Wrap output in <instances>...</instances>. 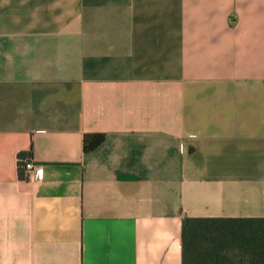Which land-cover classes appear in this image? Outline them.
Wrapping results in <instances>:
<instances>
[{"label":"crops","instance_id":"obj_1","mask_svg":"<svg viewBox=\"0 0 264 264\" xmlns=\"http://www.w3.org/2000/svg\"><path fill=\"white\" fill-rule=\"evenodd\" d=\"M184 219L247 264L264 0H0V264H182Z\"/></svg>","mask_w":264,"mask_h":264},{"label":"trees","instance_id":"obj_2","mask_svg":"<svg viewBox=\"0 0 264 264\" xmlns=\"http://www.w3.org/2000/svg\"><path fill=\"white\" fill-rule=\"evenodd\" d=\"M103 139V136H85L83 139L84 152L88 153L96 149ZM193 223L195 222L189 219H184L182 222V264H224L220 257L223 249L220 236L210 238L197 236L191 230ZM233 223L248 226L245 229V240L239 246L247 264H264V228L262 226L264 221H235Z\"/></svg>","mask_w":264,"mask_h":264},{"label":"built area","instance_id":"obj_3","mask_svg":"<svg viewBox=\"0 0 264 264\" xmlns=\"http://www.w3.org/2000/svg\"><path fill=\"white\" fill-rule=\"evenodd\" d=\"M23 169L26 173H34L37 179H41L43 176V171L40 167L35 166L31 161H26L23 163Z\"/></svg>","mask_w":264,"mask_h":264}]
</instances>
